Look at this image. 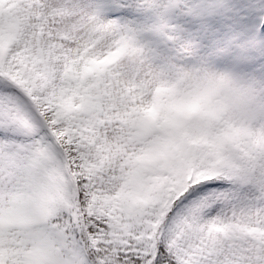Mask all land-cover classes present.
Wrapping results in <instances>:
<instances>
[{"label":"snow or ice","instance_id":"snow-or-ice-1","mask_svg":"<svg viewBox=\"0 0 264 264\" xmlns=\"http://www.w3.org/2000/svg\"><path fill=\"white\" fill-rule=\"evenodd\" d=\"M197 67L264 96V0H0V264H264V166L184 159Z\"/></svg>","mask_w":264,"mask_h":264},{"label":"clouds","instance_id":"clouds-1","mask_svg":"<svg viewBox=\"0 0 264 264\" xmlns=\"http://www.w3.org/2000/svg\"><path fill=\"white\" fill-rule=\"evenodd\" d=\"M174 83L197 102L205 132L183 150L189 164L209 160L221 165L264 166V96L229 69L200 68ZM154 93L143 97V107L156 112Z\"/></svg>","mask_w":264,"mask_h":264}]
</instances>
